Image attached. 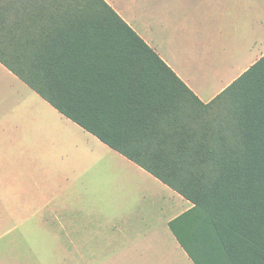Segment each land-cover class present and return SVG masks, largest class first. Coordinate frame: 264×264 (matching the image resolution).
Instances as JSON below:
<instances>
[{
    "label": "trees",
    "instance_id": "16d2710c",
    "mask_svg": "<svg viewBox=\"0 0 264 264\" xmlns=\"http://www.w3.org/2000/svg\"><path fill=\"white\" fill-rule=\"evenodd\" d=\"M0 62L193 204L195 264H264V57L204 104L104 0H0Z\"/></svg>",
    "mask_w": 264,
    "mask_h": 264
},
{
    "label": "crops",
    "instance_id": "0c3cea01",
    "mask_svg": "<svg viewBox=\"0 0 264 264\" xmlns=\"http://www.w3.org/2000/svg\"><path fill=\"white\" fill-rule=\"evenodd\" d=\"M104 1L204 104L264 57V0ZM19 208L78 264H195L170 227L193 204L0 62V209Z\"/></svg>",
    "mask_w": 264,
    "mask_h": 264
},
{
    "label": "rangeland",
    "instance_id": "374dc122",
    "mask_svg": "<svg viewBox=\"0 0 264 264\" xmlns=\"http://www.w3.org/2000/svg\"><path fill=\"white\" fill-rule=\"evenodd\" d=\"M216 115L210 110L208 117ZM0 209V264H78V258L52 255L50 215L42 209ZM27 221V222H25Z\"/></svg>",
    "mask_w": 264,
    "mask_h": 264
}]
</instances>
